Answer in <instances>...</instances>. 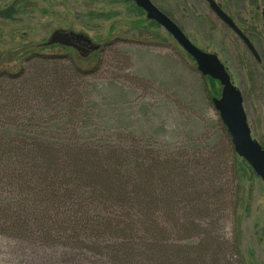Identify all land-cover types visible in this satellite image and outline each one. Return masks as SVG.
<instances>
[{
  "label": "rangeland",
  "instance_id": "1",
  "mask_svg": "<svg viewBox=\"0 0 264 264\" xmlns=\"http://www.w3.org/2000/svg\"><path fill=\"white\" fill-rule=\"evenodd\" d=\"M153 1L173 17L197 46L218 54L225 63L234 83L243 92L253 137L264 146V34H259L264 0L258 10L248 0H216L249 35H258V43L253 41L261 63L216 16L207 0ZM15 2L19 8L20 0H0V9ZM21 3L24 6L16 19L0 18V59L11 56L10 67L29 68L31 64L18 58L24 46H41L57 29L84 37L88 53L100 50L85 59L71 49H62L75 57L78 66L93 67L72 80L75 93L80 96L76 104L82 109L76 125L65 129L67 133L85 134L87 146L135 151L142 157L160 153L170 143L183 151L198 141L201 149H215L220 115L203 92V80L195 60L164 27L143 23L145 31L135 30L137 15L129 8L130 3L123 0H26ZM108 42L110 45L104 48ZM63 62L68 68L66 58ZM216 87L218 93H212L213 97L222 91L220 84ZM218 137L221 142L216 148L225 147L223 182L232 212L229 208L221 210L215 219H211L214 214L200 215L202 227L199 229L181 235L175 230L163 236L178 248L197 240L200 232L213 233L233 246L235 243L236 249H227L226 260L264 264V181L245 166L240 156L234 160L235 154L227 140L222 135ZM236 169L241 171L239 178ZM181 213L180 210L178 216ZM157 214L161 226L172 219L161 211ZM106 260L112 258L65 243L52 247L38 239L28 240L0 230V264H112Z\"/></svg>",
  "mask_w": 264,
  "mask_h": 264
},
{
  "label": "trees",
  "instance_id": "2",
  "mask_svg": "<svg viewBox=\"0 0 264 264\" xmlns=\"http://www.w3.org/2000/svg\"><path fill=\"white\" fill-rule=\"evenodd\" d=\"M21 1L26 0H20L19 8L15 2L0 9V18L16 19L24 6ZM123 1L137 15L135 30L145 31L143 23L158 24L144 18L133 0ZM260 2L248 0L257 10ZM261 21L259 34H264V18ZM238 25L258 43V35ZM31 46H24L18 57L31 64L29 68L10 67L11 56L0 59V230L52 247H82L109 256L112 260L106 261L112 264H245L226 260L227 249L235 243L213 233L200 232L197 240L178 248L163 236L199 229L200 215L214 214L215 219L221 210L232 212L223 182L225 147L216 148L218 136L227 140L234 160L239 155L222 119L217 120L214 150L201 149L199 141L186 151L170 143L164 151L142 157L135 151L87 146L85 134L75 136L65 129L76 125L82 109L72 80L93 67L78 66L64 50L85 59L100 50L84 54L60 44ZM65 58L68 68L61 64ZM201 79L214 106L212 93H218L219 81L202 73ZM158 211L172 217L165 226Z\"/></svg>",
  "mask_w": 264,
  "mask_h": 264
},
{
  "label": "water",
  "instance_id": "3",
  "mask_svg": "<svg viewBox=\"0 0 264 264\" xmlns=\"http://www.w3.org/2000/svg\"><path fill=\"white\" fill-rule=\"evenodd\" d=\"M142 8L150 20L156 21L164 27L195 60L198 70L205 76H210L219 81L222 91L212 101L220 118L228 129L234 149L239 156L244 158L254 172L264 181V147L253 137L248 115L244 106L242 90L233 82L228 67L218 54L208 52L197 46L184 32V30L165 13L153 0H134ZM211 10L216 16L230 27L244 42L257 61H261L258 50L240 28L233 17L216 0H207ZM81 35L73 37L70 31L57 29L52 32L48 45L60 44L72 47L86 54L89 49L80 45L78 39Z\"/></svg>",
  "mask_w": 264,
  "mask_h": 264
},
{
  "label": "flooded vegetation",
  "instance_id": "4",
  "mask_svg": "<svg viewBox=\"0 0 264 264\" xmlns=\"http://www.w3.org/2000/svg\"><path fill=\"white\" fill-rule=\"evenodd\" d=\"M222 7H223V6H222ZM70 32L72 33L73 37H76V35H77L76 33L72 32V31H70ZM83 40H84V37L78 39V43H80L81 45H84L85 42H84ZM85 45H86V44H85Z\"/></svg>",
  "mask_w": 264,
  "mask_h": 264
}]
</instances>
